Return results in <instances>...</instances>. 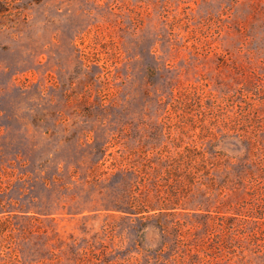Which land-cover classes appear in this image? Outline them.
<instances>
[{"label":"rangeland","instance_id":"obj_1","mask_svg":"<svg viewBox=\"0 0 264 264\" xmlns=\"http://www.w3.org/2000/svg\"><path fill=\"white\" fill-rule=\"evenodd\" d=\"M0 264H264V0H0Z\"/></svg>","mask_w":264,"mask_h":264},{"label":"trees","instance_id":"obj_2","mask_svg":"<svg viewBox=\"0 0 264 264\" xmlns=\"http://www.w3.org/2000/svg\"><path fill=\"white\" fill-rule=\"evenodd\" d=\"M162 210L160 208H153V207H143V206H134L129 205L128 207L124 208V211H126L128 214L133 215H147L149 216L151 212Z\"/></svg>","mask_w":264,"mask_h":264}]
</instances>
